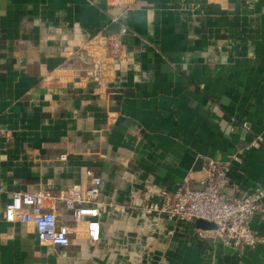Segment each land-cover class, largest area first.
Returning a JSON list of instances; mask_svg holds the SVG:
<instances>
[{"label":"crops","instance_id":"0c3cea01","mask_svg":"<svg viewBox=\"0 0 264 264\" xmlns=\"http://www.w3.org/2000/svg\"><path fill=\"white\" fill-rule=\"evenodd\" d=\"M108 34L123 56L97 82L78 52ZM0 128V264H264V245L140 211L202 186L211 159L242 193L264 185V0H0ZM87 169L98 241L81 222L70 245L42 247L33 223L5 219L13 192L71 195Z\"/></svg>","mask_w":264,"mask_h":264},{"label":"built area","instance_id":"2783aa9c","mask_svg":"<svg viewBox=\"0 0 264 264\" xmlns=\"http://www.w3.org/2000/svg\"><path fill=\"white\" fill-rule=\"evenodd\" d=\"M126 31V27L121 29L122 33ZM118 41V38L109 34L96 35L79 50L95 59L91 63L81 58L90 65V75L97 82L106 78L109 71L114 68L115 61L123 56ZM260 147L259 136L246 145V149ZM230 167V161L211 159L202 186L193 187L187 181L172 195H166L163 200L144 203L140 206V211L147 215L165 213L169 218L179 222H195L197 219L213 222L217 226L211 231L213 236L237 249L264 245V235L255 231L251 223L252 217L256 214L264 218V185H258L252 191L242 193L237 186L230 184ZM86 176L89 178V185L85 189L74 188L71 195H55L44 189L13 192L5 205V219L9 222L33 223L38 243L42 247L70 245L76 225L81 222L87 223L88 238L91 241H98L102 179L92 169L86 170ZM60 201L63 202L64 209L71 212L69 223L59 220L56 202ZM49 202L53 204L49 205Z\"/></svg>","mask_w":264,"mask_h":264},{"label":"water","instance_id":"95a60500","mask_svg":"<svg viewBox=\"0 0 264 264\" xmlns=\"http://www.w3.org/2000/svg\"><path fill=\"white\" fill-rule=\"evenodd\" d=\"M79 56H81L82 59H84L86 61V59L93 63L95 61V59L89 55H87L85 52H79L78 54ZM157 214H164L166 215L165 213H153V214H150V216L152 215H157ZM143 215H147V214H144ZM167 216V215H166ZM174 220V219H172ZM195 225L197 228L203 230V231H212L214 229L217 228V226L215 225V223L213 222H210V221H207V220H203V219H197L195 222ZM81 224V223H80ZM82 225V224H81ZM84 229H83V232L85 234V236L88 238V228H87V223L85 222L84 223ZM75 236H78L79 233H78V229H76L75 233H74ZM57 247H62V246H57Z\"/></svg>","mask_w":264,"mask_h":264}]
</instances>
